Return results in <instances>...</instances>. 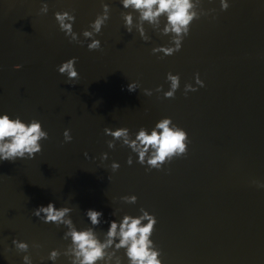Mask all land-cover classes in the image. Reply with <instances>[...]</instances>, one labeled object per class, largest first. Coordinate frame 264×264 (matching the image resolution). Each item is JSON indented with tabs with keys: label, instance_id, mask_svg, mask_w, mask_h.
Masks as SVG:
<instances>
[{
	"label": "water",
	"instance_id": "obj_1",
	"mask_svg": "<svg viewBox=\"0 0 264 264\" xmlns=\"http://www.w3.org/2000/svg\"><path fill=\"white\" fill-rule=\"evenodd\" d=\"M44 2L47 14L40 13ZM104 3L110 18L95 36L102 47L90 51L83 32ZM191 3L200 19L182 49L165 56L152 50L174 46V34L164 35L166 13L151 24L122 0H0V115L36 119L49 133L34 159L0 162V264H24L25 255L32 264H72L64 255L72 243L64 238L68 226L34 215L49 203L71 208L64 219L78 231L93 229L101 243L111 221L147 210L158 221L150 239L162 264H264V187L258 186L264 184V0H229L226 11L221 0ZM64 11L75 15L73 31L83 46L61 31L55 13ZM125 12L133 16L131 33ZM73 57L80 78L68 81L58 66ZM169 72L181 78L175 98L164 96ZM197 73L204 87L196 84ZM133 82L139 86L129 92ZM189 83L198 90L185 96ZM168 117L191 142L186 157L162 169L147 171L123 138L104 131L126 127L135 140L141 128L162 132L156 124ZM113 162L120 164L116 171ZM131 195L135 204L122 199ZM89 209L103 213L100 225L91 223ZM17 239L29 244L28 252L17 250ZM114 249L105 250L109 264H131L125 249L113 255ZM53 250L61 253L55 261Z\"/></svg>",
	"mask_w": 264,
	"mask_h": 264
},
{
	"label": "clouds",
	"instance_id": "obj_2",
	"mask_svg": "<svg viewBox=\"0 0 264 264\" xmlns=\"http://www.w3.org/2000/svg\"><path fill=\"white\" fill-rule=\"evenodd\" d=\"M125 9H133L139 11L140 21H148L151 24L159 23V18L163 14H167V23L164 28V35L173 33L171 43L174 46H163L154 48L153 54L163 52L165 56H171L179 52L183 46V40L190 34V25L194 20L200 19L195 11H192L193 5L191 0H122ZM230 7L229 0H221V10L226 11ZM49 6L44 2L40 13L47 14ZM215 11V10H213ZM125 21V27L128 33L132 32L133 16L130 12L122 13ZM55 18L70 42H75L83 46L85 40L91 39L88 43V49H101V41L95 39L110 18V5L103 4V13L98 15L95 21L90 25L91 30H85L83 36L85 40H80L77 33L73 31V24L76 20L75 15L70 14L69 11L56 12ZM71 21V23L67 22ZM140 36L144 41H149L150 37L146 36L141 25ZM163 58V57H161ZM78 57H73L62 65L58 66V71L62 75H66L68 81L79 80V72L76 64ZM22 65H15L16 70H20ZM167 80L171 82V90L164 92L165 98H175V93L180 87V76L173 75L171 72L167 74ZM196 84L200 87L205 86V82L200 79L199 73L195 76ZM74 86V85H73ZM138 83L133 82L127 86L129 92H135ZM157 92L163 91V85L155 89ZM198 88L192 84L185 86V96L188 92H195ZM147 95H151V91L145 89ZM173 125V127H170ZM42 123L33 119L30 123H25L19 117L12 119L9 114L0 115V162H15L17 159H34L38 153L43 150L41 140L49 139V133L42 131ZM156 129H162V132L153 130L149 135L143 128L139 131L135 140L128 139V128L120 127L116 131L111 128H105V133L112 136L114 139H124V144L128 145L132 151L138 153V162L142 165L148 166L147 171L153 168L162 169L167 163H171L172 158L186 157L188 155L189 140L188 133L178 125L173 123L172 118H164L156 124ZM73 139L70 130L64 132V142L69 143ZM108 147L114 149L115 144L108 141ZM152 149L151 155L149 150ZM88 154L85 153V156ZM107 153L102 155V159L107 158ZM146 156L148 157L146 160ZM128 165L133 164V159L129 156L127 160ZM113 171L120 168V164L113 162L111 165ZM253 183H258L253 181ZM259 187H264V184H258ZM128 203L135 204L138 197L135 195L122 197ZM72 209L63 207L57 209L55 203H49L47 206H40L34 210V215L40 218L44 223H55L57 226L65 224L69 231L65 233L64 238L71 237L72 243L65 251L64 255L72 259V264H97L98 261H103L104 264H109L112 256L106 253V249L115 244L113 255L120 249L126 250V255L131 264H162L160 250L156 249L155 242L150 239L154 234L157 218L154 214H150L147 210L141 208L143 215L133 217L125 215L122 222L113 220L107 231V240L103 243L97 238L93 229L78 231L73 226L71 219L65 220V216L71 212ZM43 214V215H42ZM87 216L93 225H100L103 213L94 209L87 210ZM147 220V224L141 225V222ZM119 229V232L117 231ZM119 236V243H115L116 237ZM13 244L20 252H28L29 244L20 240H13ZM150 246H152L150 248ZM61 255L59 250H53L50 253L49 259L55 261ZM118 260L121 258L118 256ZM24 264H32L30 255L23 257Z\"/></svg>",
	"mask_w": 264,
	"mask_h": 264
}]
</instances>
